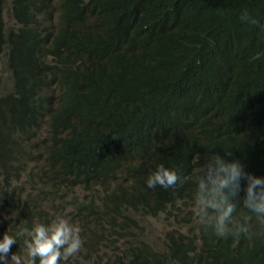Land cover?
Returning <instances> with one entry per match:
<instances>
[{"label": "trees", "instance_id": "16d2710c", "mask_svg": "<svg viewBox=\"0 0 264 264\" xmlns=\"http://www.w3.org/2000/svg\"><path fill=\"white\" fill-rule=\"evenodd\" d=\"M199 2L200 0H0V60L5 56L4 70L7 72L5 77L0 69V152L3 153H0V203L7 209L11 208L15 221L20 217V227H31L34 222L48 223L52 220V216L44 209L29 205L18 194L17 187L23 177L27 180L29 176L34 179L36 194L47 190L57 191L62 184H67L69 188L92 186L94 196L78 201L77 204L84 205L78 212L87 223L97 221L94 236L88 241L89 247L94 249L98 245V237H101L98 223H101L102 217L109 219L114 232L109 241L114 243L118 236L128 237L134 234L133 227L138 220L135 214H159L169 212L167 207L193 204V172L204 165L210 155L219 154L228 160L238 159L246 171L264 175V0ZM214 9H218V12H214ZM245 11L261 25L238 20ZM6 12L14 21L13 25L7 24ZM174 17H178V20ZM231 22L233 23L230 24ZM224 23L236 24L229 28L231 34ZM219 24L227 28V31L221 26L217 28L220 31L217 30L215 26L218 27ZM238 25L240 28H237ZM201 27L204 28L203 32ZM196 29H199L198 32ZM214 29L222 35L213 32ZM236 31L239 32L235 33ZM248 31L251 33H246ZM201 38L212 43L203 45L206 43ZM251 43L253 46L250 48ZM193 44L197 49L194 50ZM211 45L216 48L218 56ZM226 47L227 51L230 49V59L227 57ZM198 48L206 50L199 49L202 52L199 54ZM251 50L253 51L250 53ZM203 52L206 53L204 57ZM211 56L213 59L217 56L215 61H218L215 62ZM209 58L212 60L209 61ZM241 63H244L243 67L239 68ZM209 65L211 66L207 67ZM218 66L221 67L218 69ZM244 66H249L250 70ZM143 76L144 80L141 79ZM135 77L138 80L135 81ZM55 78L59 79V90L52 95L49 89ZM148 82L152 83L151 86ZM86 84V87L83 86ZM31 85L36 88L33 89ZM114 85L118 89H114ZM127 91L133 93L129 94ZM72 97L75 101H71ZM79 98L85 99L81 106ZM5 104L8 106L5 107ZM88 108H92V111ZM82 109H85L84 112ZM70 110H74L78 116L70 112L71 116ZM138 115L145 119H140ZM82 117H86V120ZM170 119L172 123L169 122ZM13 129L15 133H12ZM58 131L59 134L56 133ZM52 150L56 152L53 155L58 154L49 155ZM27 157L34 160L31 166H25ZM52 163L56 165L52 166ZM157 164H164L177 171L180 179L174 186L167 189L146 186V176ZM26 170L29 175L25 174ZM61 171L64 172L58 175L57 172ZM102 187L108 188L97 199L95 195ZM9 189L10 197L7 196ZM243 195L241 191L232 198L236 203L233 215L241 221L244 216L250 217L248 234L221 238L211 229H206L201 221L196 224V233L177 232L181 244L195 253L198 264H264V223L243 207ZM190 212L193 213V210ZM14 215H2V232L15 234L20 228L17 229L12 222ZM175 239L177 238H173L171 242ZM17 241L11 245L8 254L19 253L24 249L23 237H17ZM137 241L139 244L135 248L129 246L127 249L131 253L130 260L121 261V264L165 263L164 252L153 248L152 242L140 234ZM60 264L89 263H75L69 259Z\"/></svg>", "mask_w": 264, "mask_h": 264}, {"label": "clouds", "instance_id": "9594fccd", "mask_svg": "<svg viewBox=\"0 0 264 264\" xmlns=\"http://www.w3.org/2000/svg\"><path fill=\"white\" fill-rule=\"evenodd\" d=\"M240 19L251 24H258L256 18L250 17L247 11L243 12ZM6 20V19H5ZM14 22V21H13ZM13 25V24H12ZM264 26V25H262ZM59 79L51 81L49 92L59 90ZM34 160L26 159V166H31ZM195 192L193 195V212L204 224L206 229H211L216 236L224 238L228 235L238 236L248 234L249 216H244L242 221L234 218L236 203L233 197L242 191L243 207L254 213L256 218L264 223V175L248 172L238 159H225L219 154L210 155L204 165L193 172ZM180 177L173 168L164 164H157L145 179L148 188L160 186L167 189L174 186ZM66 185L62 184L61 188ZM84 205L74 204L72 212L79 211ZM170 209L169 207H167ZM119 214V213H117ZM148 214L146 218H149ZM199 221V222H200ZM143 225L138 218L137 226L133 227L134 234L128 237L123 257L110 264H121L129 261L131 253L129 246L138 245V234H142ZM81 229L79 225L69 222L67 218L56 217L48 223L34 222L31 227H20L15 234L5 231L0 235V264H60L76 254L82 247ZM174 233V235H171ZM17 237H23V254L14 252L10 259L7 254L13 243L18 242ZM175 239L173 242L172 239ZM177 232H167L164 239V264H198L195 253L187 246L181 244ZM111 245L119 249L116 241ZM71 260V258H70Z\"/></svg>", "mask_w": 264, "mask_h": 264}, {"label": "rangeland", "instance_id": "374dc122", "mask_svg": "<svg viewBox=\"0 0 264 264\" xmlns=\"http://www.w3.org/2000/svg\"><path fill=\"white\" fill-rule=\"evenodd\" d=\"M5 19L8 25L13 24V20L11 19V16L8 12L5 13ZM0 69L4 73V76L6 77L7 72L4 70L5 56H3V58L0 60ZM25 174H28L27 170L25 171ZM107 188L108 187H102L100 191L95 195V197L97 198L102 197L106 192ZM17 192L23 199H26L28 201L29 205L31 206L35 205L41 209H44L45 212H47L49 215L52 216V219L58 216L64 217L67 218L71 223L75 222L74 224L79 225L80 229L82 227L80 232L83 241L82 247L76 254L69 257L67 261L71 258L75 263L83 261L89 264H110L112 262H115L118 258L121 259L123 257L124 249L126 245H129V241H128L129 236L128 237L118 236V239L116 240V244H118L119 249L114 248L109 241L110 236L114 235V232L112 231L111 224L109 223V219L107 217L101 218L102 224L100 223L101 225H99V229L100 228L102 229V230L100 229L102 235L98 239L97 247L92 249L89 247L88 241L90 238L94 236L93 232L95 230L96 222L93 221L91 223H87L83 218V216L80 215L77 210L74 211V214L71 213L72 207L74 206L76 201L77 202L85 201L94 196L92 186L76 187V188H69L67 186L66 187L64 186L60 188L58 191H55V193H53L54 191L50 192L47 190L45 192L36 194V187L34 186L33 180L29 176L28 180L26 179V177L22 178V180L19 182V186L17 187ZM56 193L57 196H55ZM7 196L8 197L11 196L10 189L8 190ZM64 200L65 203L63 202ZM192 209H193V204L190 205L181 204L177 206V208L172 207L168 209L170 210L169 212L164 211L159 214L150 215L149 218H146V216L143 214H135V216L140 219L143 225L142 237L152 242L153 248L162 250L164 247L163 242L167 232L196 233L194 229L196 227V224H198L200 220L195 216L194 212L193 213L190 212V210ZM1 213L6 217H10L14 215V213L11 212V208L7 209L3 204L0 203V226L3 221ZM15 218L16 217L14 215V217L12 218V222L18 229L21 226L22 222L20 217L16 221ZM86 230L88 232H86ZM4 232L5 231L2 232V230L0 229V235H2ZM11 254L12 253L7 254L9 259ZM18 254L22 255L23 249H21ZM8 263H11V261H9Z\"/></svg>", "mask_w": 264, "mask_h": 264}, {"label": "bare ground", "instance_id": "6f19581e", "mask_svg": "<svg viewBox=\"0 0 264 264\" xmlns=\"http://www.w3.org/2000/svg\"><path fill=\"white\" fill-rule=\"evenodd\" d=\"M136 1H137V0H136ZM138 1H139V0H138ZM161 1H162V0H161ZM183 1H184V0H183ZM202 1H203V0H202ZM213 1H215V0H213ZM151 2H152V1H151ZM151 2H150V3H151ZM190 2H191V1H190ZM194 2H195V1H194ZM197 2H198V1H197ZM200 2H201V0H200ZM200 2H199V3H200ZM145 3H146V2H145ZM176 3H177V2H176ZM176 3H175V5H176ZM183 3H184V2H183ZM199 3H197V5H198ZM202 3H204V2H202ZM202 3H200V4H202ZM208 3H211V2L209 1ZM216 3H217V1H216ZM5 4H6V3H5ZM5 4H4V5H5ZM180 4H181V3H180ZM189 4H190V3H189ZM191 4H192V3H191ZM205 4H206V2H205ZM214 4H215V3H214ZM142 5H143V4H142ZM146 5H147V4H146ZM171 5H172V4H171ZM175 5H174V6H175ZM203 5H204V4H203ZM211 5H212V4H211ZM143 6H144V5H143ZM149 6H150V5H149ZM191 6H192V5H191ZM201 6H202V5H201ZM205 6H206V5H205ZM214 6H215V5H214ZM214 6H213V7H214ZM170 7H171V6H170ZM199 7H200V6H199ZM207 7H208V4H207ZM207 7H206V8H207ZM215 7H216V6H215ZM148 8H149V7H148ZM179 8H180V7H179ZM190 8H191V7H190ZM197 8H198V7H197ZM197 8H196V9H197ZM201 8H203V7H201ZM209 8H210V6H209ZM174 9H175V8H174ZM177 9H178V5H177ZM191 9H192V8H191ZM191 9H190V11H191ZM198 9H199V8H198ZM198 9H197V10H198ZM203 9H204V8H203ZM203 9H202V10H203ZM139 10H140V9H139ZM169 10H170V9H169ZM179 10H180V9H178V11H179ZM192 10H193V9H192ZM204 10H205V9H204ZM214 10H215V9H214ZM216 10H218V9H216ZM216 10H215L214 12H218V11H216ZM195 11H196V10H195ZM209 11H210V9H209ZM180 12H181V11H180ZM180 12H177V13H180ZM192 12H193V11H192ZM198 12H199V11H198ZM219 12H220V11H219ZM223 12H225V11L223 10ZM223 12H222V14H224ZM154 13H155V12H154ZM203 13H205V12L203 11ZM226 13H227V12H226ZM164 14H165V13H164ZM193 14H194V13H193ZM195 14H196V13H195ZM213 14H214V13H213ZM67 15H68V14H67ZM205 15H206V14H205ZM209 15H210V14H209ZM209 15H208V16H209ZM216 15H217V13H216ZM169 16H170V15H169ZM176 16H177V15H176ZM178 16H179V15H178ZM197 16H198V15H197ZM199 16H200V13H199ZM201 16H202V11H201ZM218 16H219V15H218ZM218 16H217V18H218ZM36 17H37V16H36ZM214 17H215V14H214ZM69 18H70V17H69ZM163 18H164V17H163ZM168 18H169V17H168ZM174 18H176V17H174ZM185 18H186V17H185ZM197 18H198V17H197ZM197 18H196V19H197ZM200 18H201V17H200ZM226 18H227V17H226ZM176 19L178 20V17H177ZM191 19H192V18H191ZM201 19H202V18H201ZM214 19H215V18H214ZM220 19H221V18H220ZM223 19H224V17H223ZM223 19H221V20H223ZM232 19H234V18H232ZM232 19H231V20H232ZM239 19H240V18H238V20H239ZM173 20H174V19H173ZM197 20H198V19H197ZM212 20H213V19H212ZM226 20H227V19H226ZM199 21H200V20H199ZM204 21H205V20H204ZM209 21H210V20H209ZM216 21H217V20H216ZM216 21H215V22H216ZM161 22H162V21H161ZM181 22H182V21H181ZM184 22H185V21H184ZM202 22H203V21H202ZM212 22H214V21H212ZM212 22H211V23H212ZM222 22H223V21H222ZM222 22H221V24H222ZM224 22H225V20H224ZM244 22H245V21H244ZM206 23H207V22H206ZM211 23H210V25H211ZM218 23H219V21H218ZM232 23H233V22H231L230 24H232ZM236 23H237V20H236ZM242 23H243V22H242ZM193 24H194V23H193ZM195 24H196V23H195ZM199 24H201V23H199ZM207 24H208V23H207ZM207 24H206V25H207ZM230 24H229V25H230ZM238 24H239V23H238ZM259 24H260V23H259ZM169 25H170V24H169ZM187 25H188V24H187ZM201 25H202V24H201ZM213 25H214V24H213ZM224 25H227V23H226V24L224 23ZM229 25H227V26H228V29L231 28L232 26L235 27L236 24H234V25H230V27H229ZM240 25H241V24H240ZM247 25H248V23H247ZM252 25H253V24H252ZM254 25H255V24H254ZM260 25H261V24H260ZM143 26H144V25H143ZM199 26H200V25H198V27H199ZM202 26H203V25H202ZM216 26H217V24H216ZM216 26H215V28L217 29V28H219V26H221V25L219 24L218 27H216ZM243 26H244V25H243ZM169 27H170V26H169ZM175 27H176V26H175ZM204 27H205V22H204ZM210 27H211V26H210ZM210 27H208V28H210ZM212 27H213V26H212ZM236 27H237V26H236ZM241 27H242V26H241ZM248 27H249V26H248ZM250 27H251V25H250ZM252 27H253V26H252ZM259 27H260V26H258V29H259ZM26 28H27V27H26ZM201 28H202L201 30H202V32H203V29H204V28H203V27H201ZM213 28H214V27H213ZM220 28H223V27L221 26ZM237 28H240L239 25H238ZM246 28H247V26H246ZM246 28H244V29H246ZM263 28H264V27H263ZM205 29H206V27H205ZM210 29L212 30V28H210ZM216 29H214L215 31H213V32L218 33V32H216ZM223 29H226V31H227V28H223ZM232 29H233V28H232ZM247 29L249 30V28H247ZM247 29H246V30H247ZM255 29H256V28H255ZM260 29H261V27H260ZM75 30H76V28H75ZM197 30H199V29H196V32H198ZM201 30H200V32H201ZM217 30H219V29H217ZM229 30H230L229 34H231V29H229ZM237 30H240V29H237ZM242 30H243V27H242ZM219 31H220V30H219ZM233 31H235V30L233 29ZM243 31H244V30H243ZM243 31H242V33H243ZM81 32H82V31H81ZM193 32H194V31H193ZM223 32H224V31H223ZM237 32H239V31H236L235 33H237ZM240 32H241V31H240ZM252 32H255V31H252ZM53 33H54V32H53ZM149 33H150V32H149ZM207 33H208V31H207ZM246 33H249V31L246 32ZM250 33H251V32H250ZM250 33H249V34H250ZM257 33H258V31H257ZM77 34H78V33H76V35H77ZM211 34H212V33H211ZM213 34H214V33H213ZM218 34H220V33H218ZM224 34H226V33H224ZM233 34H234V33H233ZM244 34H245V33H244ZM249 34H248V35H249ZM261 34H262V33H261ZM70 35H71V34H70ZM89 35H90V34H89ZM199 35H200V33H199ZM199 35H198V36H199ZM220 35H222V33H221ZM227 35H228V33H227ZM237 35H238V34H237ZM237 35H236V36H237ZM258 35H259V34H258ZM262 35H263V34H262ZM148 36H149V35H148ZM193 36H194V35H193ZM201 36H202V35H201ZM211 36H212V35H211ZM215 36H216V35H215ZM215 36H214V37H215ZM223 36H224V35H223ZM246 36H247V35H246ZM246 36H245L244 38H246ZM207 37H209V36H207ZM252 37H253V36H252ZM255 37H256V34H255ZM263 37H264V36H263ZM98 38H99V37H98ZM184 38H185V37H184ZM203 38L205 39V36H204ZM203 38H201V39H203ZM211 38H213V37H211ZM215 38H216V37H215ZM227 38L229 39L230 37L227 36ZM227 38H226V39H227ZM248 38H249V36H248ZM248 38H247V39H248ZM62 39H63V38H62ZM67 39H68V38H67ZM150 39H151V38H150ZM204 39H203V40H204ZM223 39L225 40V38H223ZM247 39H246V40H247ZM249 39H250V38H249ZM252 39H253V38H252ZM257 39H258V36H257ZM186 40H187V39H186ZM199 40H200V39H199ZM199 40H198V41H199ZM206 40H207V39H206ZM217 40H219V37L217 38ZM217 40H216V41H217ZM224 40H221V41L223 42ZM231 40H232V39H231ZM59 41H60V40H59ZM70 41H71V40H70ZM75 41H76V40H75ZM99 41H100V40H99ZM221 41H220V42H221ZM226 41H227V40H226ZM254 41H255V40H254ZM254 41H252V42L254 43ZM259 41H261V40H259ZM201 42H202V43H201V45H202V44H203V41H201ZM204 42H205L206 44H203V45H206V46H207V43H208V45H210V43H212V42H207V41H205V40H204ZM214 42H215V41H214ZM240 42H241V41H240ZM250 42H251V41H250ZM256 42H258V41L256 40ZM256 42H255V43H256ZM97 43H98V42H97ZM97 43H96V45H97ZM223 43L225 44V42H223ZM227 43H228V42H227ZM231 43H232V41H231ZM246 43H247V45L249 46V43H248V42H246ZM255 43H254V44H255ZM220 44H221V43H219V45H220ZM91 45H92V43H91ZM101 45H102V44H101ZM101 45H100V46H101ZM182 45H183V44H182ZM184 45H185V44H184ZM193 45H194V44H193ZM213 45H214V44H213ZM213 45H211V46H212V48L214 49V46H213ZM217 45H218V43H217ZM225 45L227 46V44H225ZM241 45H242V44H241ZM244 45H245V42H244ZM251 45L253 46V44H252V43L250 44V48L252 47ZM93 46H94V45H93ZM168 46H169V45H168ZM191 46H192V45H191ZM191 46H190V47H191ZM194 46H195V45H194ZM194 46H193V47H194ZM231 46H232V45H231ZM239 46H240V44H239ZM85 47H86V46H85ZM183 47H184V46H183ZM196 47H197V46H195L194 50L197 49ZM202 47H203V46H202ZM202 47H201V48H202ZM215 47H216V46H215ZM220 47H222V46H220ZM237 47H238V46H237ZM241 47H242V46H241ZM244 47H245V46H244ZM87 48H90V47H87ZM92 48H93V47H92ZM92 48H91L90 50H92ZM201 48H198V51H199V49H201ZM222 48H224V47H222ZM94 49H96V48H94ZM192 49H193V48H192ZM213 49H212V50H213ZM217 49H218V48H217ZM220 49H221V48H220ZM243 49H244V48H243ZM252 49H253V48H252ZM255 49H256V48H255ZM257 49H259V48H257ZM171 50H172V49H171ZM187 50H188V49H187ZM194 50H192V51H194ZM201 50H202V49H201ZM201 50H200V51H201ZM203 50L205 51L206 49L203 48ZM203 50H202V51H203ZM210 50H211V49H210ZM212 50H211V51H212ZM214 50H216V48H215ZM232 50H233V49H232ZM234 50H235V49H234ZM240 50H241V49H240ZM249 50H250V49H249ZM198 51H197V53H199V54L202 53V52L200 53V51H199V52H198ZM211 51H210V52H211ZM219 51L221 52L222 49L219 50ZM225 51H226V53L228 54V51H230V49L227 51V47H226V50H225ZM225 51H224V52H225ZM241 51H243V50H241ZM252 51H253V50H251L250 53H251ZM176 52H177V51H176ZM188 52H189V51H188ZM194 52H196V51H194ZM207 52H208V51H207ZM231 52H232V51H231ZM243 52H244V53H247V52H245V51H243ZM243 52H242V53H243ZM99 53H100V52H99ZM191 53H192V52H191ZM203 53H204V52H203ZM211 53L213 54V52H211ZM217 53H218V52H217V50H216L215 54H217ZM222 53H223V52H222ZM236 53H237V52H236ZM250 53H248V54H250ZM100 54H101V53H100ZM104 54H105V53H104ZM104 54H102V55H104ZM212 54H210V55H212ZM233 54H234V53H233ZM254 54H256V53H254ZM203 55L206 56V53L202 54V56H203ZM218 55H219V54H217V56H218ZM224 55H225V54H224ZM224 55H223V56H224ZM230 55H232V54H230ZM243 55H244V54H243ZM243 55H242V57L244 58L245 55H244V56H243ZM1 56H2V55H1ZM178 56H179V55H178ZM204 56H203V57H204ZM213 56H214V55H213ZM217 56H216V59H217ZM220 56H221V55H220ZM233 56H234V55H233ZM250 56H251V55H250ZM103 57H104V56H103ZM195 57H196V53H195ZM199 57H200V56H199ZM225 57H226V56H225ZM227 57H229V54L227 55ZM242 57H241V58H242ZM245 57H246V56H245ZM0 58H1V57H0ZM207 58H208V57H207ZM211 58H212V56H211ZM221 58H222V57H221ZM241 58H240V59H241ZM185 59H186V58H185ZM189 59H190V62H192V61H191V58H189ZM193 59H195V58H193ZM201 59H202V58H200V60H201ZM212 59H213V58H212ZM212 59H211V60H212ZM216 59L214 58L213 60L215 61ZM218 59H220V58H218ZM227 59H228V58H227ZM229 59H230V57H229ZM235 59H236V58H235ZM235 59H234V60H235ZM211 60H210V58H209V61H211ZM241 60H242V59H241ZM248 60H249V59H248ZM107 61H109V60H107ZM143 61H144V60H143ZM188 61H189V60H188ZM193 61H194V60H193ZM195 61H196V60H195ZM217 61H218V60H217ZM217 61H215V62H217ZM220 61H221V60H220ZM222 61H223V59H222ZM225 61H226V60H225ZM244 61H245V60H244ZM148 62H149V61H148ZM203 62H204V61H203ZM205 62L207 63V60H206ZM205 62H204V63H205ZM227 62H229V61H227ZM248 62H249V61H248ZM250 62H251V61H250ZM252 62H253V61H252ZM104 63H105V62H104ZM109 63H110V62H109ZM142 63H143V62H142ZM188 63H189V62H188ZM193 63H194V62H193ZM211 63H213V62H211ZM222 63H224V61H223ZM232 63H233V62H232ZM232 63H231V64H232ZM234 63H235V62H234ZM236 63H237V62H236ZM138 64H139V63H138ZM183 64H184V63H183ZM190 64H191V63H189V65H190ZM195 64H197V63H195ZM213 64H214V63H213ZM228 64H230V63H228ZM228 64H227V65H228ZM243 64H244V63H243ZM243 64L241 63V64H240L241 67H239V68H242V67H243ZM245 64H246V63H245ZM251 64H252V63H251ZM251 64H250V65H251ZM258 64H259V63H257V65H258ZM143 65H144V64H143ZM147 65H148V64H147ZM184 65H185V64H184ZM192 65H193V64H192ZM214 65H215V64H214ZM219 65H221V63H220ZM223 65H224V64H223ZM233 65H234V64H233ZM235 65H236V64H235ZM248 65H249V64H248ZM100 66H101V64H100ZM105 66H106V65H105ZM161 66H162V65H161ZM210 66H211V65H209V66H207V67H210ZM237 66H238V65H237ZM253 66H254V65H253ZM253 66H252V68H253ZM141 67H142V66H141ZM145 67L147 68V66H145ZM185 67H186V66H185ZM219 67H221V66H218L217 68L219 69ZM227 67L229 68V65H228ZM230 67H231V69H232L233 66L231 65ZM244 67H247V66H244ZM181 68H182V67H181ZM212 68H213V67H212ZM235 68H236V67H235ZM247 68H249V66H248ZM104 69H106V67H104ZM121 69H122V68H121ZM149 69H150V68H149ZM187 69H188V68H187ZM210 69H211V68H210ZM210 69H209V70H210ZM136 70H139V69H136ZM136 70H135V71H136ZM143 70H145V69H143ZM183 70H184V69H183ZM213 70H215V68H214ZM249 70H250V68H249ZM259 70H260V69H259ZM99 71H100V70H99ZM207 71H208V69H207ZM210 71H212V70H210ZM26 72H27V71H26ZM26 72H25V73H26ZM101 72H102V71H101ZM141 72H142V71H141ZM155 72H156V71H155ZM155 72H154V73H155ZM178 72H179V71H178ZM178 72H177V73H178ZM230 72H231V71H230ZM239 72H240V71H239ZM250 72H251V71H250ZM25 73H24V74H25ZM31 73H32V72H31ZM105 73H106V72H104V74H105ZM120 73H121V75H122V71H120ZM120 73H119V74H120ZM143 73L145 74V71H144ZM143 73H142V74H143ZM146 73H148V72H146ZM185 73H186V72H185ZM220 73H221V71H220ZM237 73H238V72H237ZM99 74H100V73H99ZM133 74H134V73H133ZM133 74H132V76L134 77L135 74H134V75H133ZM144 74H143V75H144ZM206 74H207V73H206ZM210 74H211V73H209V75H210ZM222 74H223V71H222ZM238 74H239V73H238ZM249 74H250V73H249ZM249 74H248V75H249ZM97 75H98V74H97ZM100 75H101V74H100ZM117 75H118V74H117ZM136 75H137V74H136ZM207 75H208V74H207ZM226 75H227V74H226ZM231 75H232V77H233V74H231ZM241 75H242V74H241ZM29 76L31 77L30 74H29ZM32 76H33V75H32ZM102 76H103V74H102ZM141 76H142V75H141ZM147 76H148V74H147ZM168 76H169V75H168ZM182 76H183V75H182ZM227 76H228V75H227ZM244 76H245V74H244ZM255 76H256V75H255ZM45 77H46V76H45ZM52 77H53V76H52ZM133 77H132V78H133ZM144 77H145V76H143L141 79L144 80V79H145ZM219 77H220V76H219ZM235 77H237V76H235ZM246 77H247V76H246ZM38 78H41V77H38ZM163 78H164V77H163ZM166 78H167V77H166ZM182 78H184V77H182ZM222 78H223V77H222ZM226 78H227V77H226ZM239 78H240V77H239ZM252 78H253V77H252ZM27 79H28V78H27ZM128 79H130V78L128 77ZM133 79H134V78H133ZM147 79H148V78H147ZM253 79H254V78H253ZM37 80H38V82H40L39 79H37ZM49 80H50V79H49ZM49 80H48V81H49ZM101 80H102V79H101ZM112 80H114V79H112ZM124 80H125V79H124ZM136 80H138V79L135 77V81H136ZM162 80H163V79H162ZM237 80H238V79H237ZM237 80H236V81H237ZM245 80H246V79H245ZM247 80H248V79H247ZM24 81H25V79H24ZM27 81L30 82L29 80H27ZM34 81H35V80H34ZM34 81H33V84L35 83ZM41 81H42V80H41ZM125 81H130V80H125ZM149 81H150V79H149ZM212 81H213V80H212ZM214 81H215V80H214ZM221 81H222V80H221ZM239 81H240V80H239ZM251 81H252V80H251ZM28 82H27V83H28ZM36 82H37V81H36ZM38 82H37V84H38ZM90 82H91V81H90ZM90 82L88 81V83H90ZM131 82H132V81H131ZM143 82H144V81H143ZM159 82H160V81H159ZM178 82H180V81H178ZM232 82H233V81H232ZM240 82H242V81H240ZM248 82H249V81H248ZM255 82H256V81H255ZM43 83H46V81L43 82ZM84 83H85V82H84ZM138 83H140V82L138 81ZM148 83H149V82H148ZM222 83H223V82H222ZM245 83H246V82H245ZM33 84H32V85H33ZM35 84H36V83H35ZM35 84H34V86H35ZM114 84H115V83H114ZM144 84H145V83H144ZM149 84H150V83H149ZM151 84H152V83H151ZM151 84H150V86H151ZM159 84H160V83H159ZM161 84H162V83H161ZM164 84H165V83H164ZM32 85H31V87H32L33 89L36 88V87H33ZM88 85H89V84H88ZM140 85H141V84H140ZM245 85H247V84H245ZM49 86H50V85H49ZM83 86L86 87L87 84H86V85H83ZM110 86H112V84H110ZM127 86H128V88H130L129 85H127ZM146 86H148V85H146ZM146 86H145V90H146ZM177 86H178V85H177ZM242 86H243V85H242ZM248 86H250L249 83H248ZM38 87H39V86H38ZM135 87H136V86H134V88H135ZM161 87H162V86H161ZM175 87H176V86H175ZM179 87H180V86H179ZM218 87H219V86H218ZM235 87H236V86H235ZM237 87H238V86H237ZM239 87H240V85H239ZM246 87H247V86H246ZM25 88H26V87H25ZM40 88H41V87H40ZM110 88L112 89V87H110ZM113 88H114V89H118V87L115 88V85H114ZM137 88H138V87H137ZM137 88H136V92L138 93ZM153 88H154V87H153ZM252 88H253V84H252ZM91 89H92V88H91ZM123 89L125 90V88H123ZM123 89H122V90H123ZM148 89H149V88H148ZM151 89H152V88H151ZM238 89H239V88H238ZM240 89H241V88H240ZM248 89H249V87H248ZM119 90H121V89H119ZM126 90H127V89H126ZM141 90H142V89H141ZM141 90H139V91H141ZM156 90H157V89H156ZM229 90H230V89H229ZM133 91H134V90H133ZM149 91H151V90H149ZM149 91H148V92H149ZM152 91H154V90H152ZM235 91H237V90H235ZM238 91H239V90H238ZM123 92H124V91H123ZM123 92H121V93H123ZM127 92H128V91H127ZM129 92H130V93H129ZM129 92H128L129 94L133 93V92H131V91H129ZM134 92H135V91H134ZM142 92H143V90H142ZM252 92H253V91H252ZM223 93H224V92H223ZM235 93H236V92H235ZM62 94H64V92H63ZM150 94H152V93H150ZM120 95H122V94H120ZM123 95H124L123 97H125V94H123ZM136 95H137V94H136ZM136 95H133V96L136 97ZM146 95H147V94H146ZM152 95H153V94H152ZM152 95H151V96H152ZM61 96H62V95H61ZM66 96H67V95H66ZM70 96H71V94H70ZM140 96H141V95H140ZM129 97H130V96H129ZM129 97H128V95H127V98H128V99H129ZM134 97H133V99H134ZM137 97H138V96H137ZM53 98H54V97H53ZM55 98H56V97H55ZM61 98L63 99V97H61ZM61 98H60V99H61ZM120 98H122V97H120ZM141 98H142V97H141ZM147 98H148V97H147ZM73 99H74V98L72 97L71 101H72ZM122 99H123V100H122ZM122 99H121V100L124 101V98H122ZM158 99H160V98H158ZM172 99H173V98H172ZM174 99H175V98H174ZM178 99H179V98H178ZM219 99H220V98H219ZM66 100H69V99H66ZM77 100H78V99H77ZM79 100L82 101L81 104L79 103V105L81 106V105L83 104V101H84L85 99L83 100L82 98H79ZM92 100H93V99H92ZM129 100H130V99H129ZM151 100H153V98H152ZM17 101H18V100H17ZM73 101H75V99H74ZM89 101H90V100H89ZM143 101H144V100H143ZM160 101H161V99H160ZM175 101H179V100H175ZM241 101H242V100H241ZM241 101H240V102H241ZM20 102H22V101H20ZM76 102H77V101H76ZM76 102H75V103H76ZM84 102H85V101H84ZM92 102H94V101H92ZM151 102H153V101H151ZM169 102H170V101H169ZM172 102H173V101H172ZM179 102H181V101H179ZM218 102H219V101H218ZM73 103H74V102H73ZM75 103H74V104H75ZM87 103H88V99H87ZM90 103H91V101H90ZM126 103H127V102H126ZM128 103H129V102H128ZM164 103H165V101H164ZM176 103H178V102H176ZM176 103H175V104H176ZM24 104H25V102H24ZM66 104H67L66 106L69 105V104H68V101H67ZM70 104H72V103H70ZM85 104H86V103H85ZM93 104H94V103H93ZM93 104H91V105H93ZM137 104H138V103H137ZM141 104H142V103H141ZM150 104H151V103H150ZM152 104L154 105V102H153ZM157 104H160V105H161L162 103H157ZM170 104H171V103H170ZM182 104H183V103H182ZM22 105H23V104H22ZM72 105H73V104H72ZM72 105H71V106H72ZM88 105H90V104L88 103ZM88 105H87V106H88ZM162 105H163V104H162ZM7 106H8V105H7ZM7 106H6V104H5V107H7ZM74 106H75V105H74ZM84 106H85V105H84ZM84 106H83V107H84ZM137 106H138V105H137ZM137 106H136V107H137ZM148 106H149V105H148ZM156 106H157V105H156ZM164 106H165V105H164ZM25 107H26V106H25ZM77 107H78V103H77ZM83 107H82V108H83ZM85 107H86V106H85ZM85 107H84V108H85ZM88 107H89V106H88ZM144 107H145V105L143 106V108H144ZM159 107H161V106H159ZM165 107H166V106H165ZM181 107H182V106H181ZM20 108H21V107H20ZM71 108H72V107H71ZM75 108H76V106H75ZM89 108H90V107H89ZM89 108H88V109H89ZM147 108L149 109V107H147ZM154 108L156 109V107H154ZM77 109H78V108H77ZM88 109H87V110H88ZM140 109H141V108H140ZM155 109H153V111H155ZM157 109H158V106H157ZM166 109H167V108H166ZM33 110H34V109H33ZM71 110H72V109H71ZM71 110L69 111V113L74 111V110H73V111H71ZM80 110H81V108L79 109V112H80ZM84 110H85V109H84ZM84 110L82 109V112H84ZM89 110L92 111V108L89 109ZM89 110H88V111H89ZM160 110H161V109H160ZM5 111H6V110H5ZM66 111L68 112V109H67ZM75 111H77V110H75ZM148 111H149V110H148ZM162 111H163V110H162ZM77 112H78V111H77ZM155 112H156V111H155ZM158 112H159V110H158ZM160 112H161V111H160ZM163 112H164V111H163ZM23 113H24V112H23ZM23 113H21V114H23ZM26 113H27V112H26ZM73 113H75V112H73ZM80 113H81V112H80ZM80 113H79V114H80ZM143 113H144V112H143ZM146 113H147V111H146ZM152 113H153V112H152ZM177 113H178V112H177ZM85 114H86V113H85ZM155 114H156V113H155ZM161 114H162V113H161ZM161 114H160V115H157V117H158V116H161ZM70 115H71V113H70ZM75 115H76V113H75ZM81 115L83 116L84 114L82 113ZM87 115H90V113H88ZM87 115H85V116H87ZM176 115H178V114H176ZM3 116H4V115H3ZM19 116H20V115H19ZM71 116H72V115H71ZM76 116H78V113H77ZM138 116H139V115H138ZM140 116H141V115H140ZM140 116H139V118H140ZM153 116H154V115H153ZM87 117H89V116H87ZM157 117H155V118H157ZM169 117H171V116H169ZM169 117H168V118H169ZM0 118L2 119L1 116H0ZM23 118H24V117H23ZM28 118H29V117H28ZM72 118H73V117H72ZM82 118H84V117H82ZM82 118H81V119H82ZM85 118H86V117H85ZM85 118H84V119H85ZM130 118H131V117H130ZM141 118H144V116L141 117ZM141 118H140V119H141ZM155 118H154V119H155ZM173 118H174V117H173ZM19 119H20V118H19ZM24 119H25V118H24ZM24 119H23V120H24ZM29 119H31V118H29ZM79 119H80V118H79ZM122 119H123V118H122ZM135 119H136V118H135ZM144 119H145V118H144ZM150 119H152V116H151ZM165 119H166V117H165ZM171 119H172V118H171ZM171 119H170L169 122H171ZM17 120H18V117H17ZM27 120H28V119H27ZM75 120H76V119H75ZM85 120H86V119H85ZM137 120H138V118H137ZM161 120H162V119H161ZM167 120H168V119H167ZM178 120H179V119H178ZM24 121H25V120H24ZM24 121H23V122H24ZM79 121H80V120H79ZM141 121H142V120H141ZM172 121L174 122V120H172ZM179 121H180V120H179ZM15 122H16V121H15ZM28 122H29V121H27V123H26V122H25V123L28 125ZM131 122H133V121H131ZM143 122H144V121H143ZM153 122H154V121H153ZM180 122H181V121H180ZM18 123H19V122H18ZM20 123H21V122H20ZM117 123H118V122H117ZM127 123H128V121H127ZM134 123H136V122H133V124H134ZM139 123H140V122H139ZM146 123H148V122H146ZM171 123H172V122H171ZM125 124H126V121H125ZM128 124H129V123H128ZM141 124H142V123H141ZM178 124H179V122H178ZM178 124H177V125H178ZM182 124H183V123H182ZM23 125H24V123H23ZM30 125H31V124H30ZM117 125H119V124H117ZM117 125H116V127H117ZM131 125H132V124H131ZM143 125H144V124H143ZM143 125H141V126L143 127ZM184 125H185V124H184ZM21 126H22V125H21ZM24 126H25V125H24ZM120 126H121V125H120ZM133 126H134V125H133ZM138 127H139V124H138ZM21 128H22V127H21ZM29 128H30V127H29ZM140 128H141V127H140ZM25 129H26V128H25ZM30 129H31V128H30ZM175 129H176V128H175ZM179 129H180V127H179ZM8 130H9V129H8ZM10 130H11V129H10ZM19 130H20V129H19ZM23 130H24V129H23ZM55 130H56V129H55ZM134 130H135V129H134ZM170 130H172V128H171ZM128 131H129V130H128ZM256 131H257V130H256ZM50 132H51V131H50ZM131 132H132V131H131ZM187 132H188V131H187ZM5 133H6V132H5ZM12 133H15L14 129H13V132H12ZM22 133H23V132H22ZM56 133L59 134V131L56 132ZM56 133H55V135H56ZM177 133H178V131H177ZM257 133H258V132H257ZM7 134H8V133H7ZM9 134H11V133H9ZM131 134H132V133H131ZM175 134H176V133H175ZM258 134H259V133H258ZM48 135H49V134H48ZM129 136H130V135H129ZM47 137H48V136H47ZM252 137H253V136H252ZM3 138H4V137H3ZM51 138H52V137H51ZM47 139H48V138H47ZM47 139H44V140H47ZM55 139H56V138H55ZM58 139H59V138H58ZM130 139H131V137H130ZM6 140H7V139H6ZM9 141H10V140H9ZM47 141H48V140H47ZM49 141H50V140H49ZM54 141H55V140H54ZM54 141H53V142H54ZM57 141H58V140H57ZM16 142H17V141H16ZM42 142H43V141H42ZM60 142H61V141H60ZM44 143H45V142H44ZM181 143H182V142H181ZM179 144H180V143H179ZM56 145H57V143H56ZM63 145H64V143H63ZM180 145H181V144H180ZM53 147H54V146H53ZM146 147H148V146H146ZM150 147H151V146H150ZM47 149H48V148H47ZM62 149H63V148H62ZM65 149H66V148H65ZM25 150H26V149H25ZM55 150H57V149H55ZM54 152H55V151L52 150V153L49 154V155H53ZM0 153H1V152H0ZM28 153H29V152H28ZM55 153H56V152H55ZM55 153H54V154H55ZM1 154H3V153H1ZM43 154H44V153H43ZM57 154H58V153H57ZM57 154H56V155H57ZM39 155H40V154H39ZM56 155H53V156H56ZM262 155H263V154H262ZM37 156H38V155H37ZM41 156H42V154H41ZM27 158H28V157H27ZM43 158H44V157H43ZM48 158H50V157H47V159H48ZM51 158H52V157H51ZM40 159H41V158H40ZM44 159H45V158H44ZM46 161H47V160H46ZM21 164H22V163H21ZM79 164H80V163H79ZM19 165H20V164H19ZM46 165H48V164H46ZM53 165H54V164L52 163V166H53ZM55 165H56V164H55ZM55 165H54V166H55ZM171 165H172V164H171ZM50 166H51V163H50ZM34 167H35V166H34ZM43 167H45V166H43ZM53 168H54V167H53ZM57 168H59V167H57ZM54 169H55V168H54ZM61 169H62V168H61ZM51 170H52V169H51ZM40 171H41V170H40ZM38 172H39V171H38ZM45 172H46V171H45ZM45 172H44V174H45ZM63 172H64V171H63ZM63 172H62V171H61V172H57V174L59 175V173H63ZM39 173H40V172H39ZM46 173H49V172H46ZM53 173L56 175V172H53ZM31 174H32V173H31ZM50 174H51V173H50ZM1 175H2V174H1ZM45 175H46V174H45ZM45 175H43V176H45ZM1 177H2V176H1ZM47 177H48V176H47ZM49 177H50V176H49ZM60 177H61V176H60ZM33 178H34V177H33ZM50 178H51V177H50ZM52 178H55V177H52ZM56 178H57V177H56ZM33 180H34V179H33ZM53 184H54V183H53ZM55 184H56V183H55ZM60 184H61V183H60ZM69 184H70V183H69ZM109 184H110V183H109ZM57 185H58V184H57ZM66 185H67V184H66ZM67 186H68V185H67ZM53 187H54V185H53ZM65 187H66V186H65ZM56 188H57V187H56ZM59 188H60V187H59ZM51 189H52V188H51ZM57 191H58V190H57ZM53 193H55V191H54ZM170 193H171V190H170ZM170 195H171V194H170ZM53 196H54V195H53ZM53 196H52V197H53ZM55 196H57V193H56ZM60 196H61V195H60ZM65 196H66V195H65ZM65 198H66V197H65ZM96 198H97V197H96ZM54 199H55V198H54ZM54 199H53V200H54ZM59 199H60V197H59ZM61 199H62V197H61ZM93 199H94V198H93ZM97 199H99V198H97ZM54 201H55V200H54ZM91 201H93V200H91ZM63 202L65 203V200H64ZM71 202H72V201H71ZM64 203H63V204H64ZM67 203H68V202H67ZM76 203H77V201H76ZM92 203H93V202H92ZM94 203H95V201H94ZM55 204H56V203H55ZM59 204H60V203H59ZM70 204H71V203H70ZM100 204H101V203H100ZM107 204H108V203H107ZM52 205H53V204H52ZM105 207H106V206H105ZM105 207H104V208H105ZM126 207H127V206H126ZM97 208H98V207H97ZM108 208H109V207H108ZM111 209H113V208H111ZM125 209H126V208H125ZM127 209H128V208H127ZM103 211H104V210H103ZM103 211H102V212H103ZM108 212H110V211L108 210ZM96 213H97V211H96ZM1 214H2V213H1ZM2 215H3V214H2ZM94 215H95V214H94ZM97 220H98V217H97ZM101 220H102V219H101ZM101 222H102V221H101ZM74 223H75V222H74ZM96 223H97V221H96ZM127 223H128V222H127ZM129 223H130V221H129ZM101 224H102V223H101ZM101 224L98 223V225H101ZM128 225H129V224H128ZM88 226H89V225H88ZM95 226H96V224H95ZM84 227H85V226H84ZM81 229H82V227H81ZM93 229H94V228H93ZM96 229H97V228H96ZM100 229H101V228H100ZM87 230H88V229H87ZM87 230H86V232H88ZM101 230H102V229H101ZM96 231H97V230H96ZM84 232H85V231H84ZM93 233H95V230H94ZM89 234H90V233H89ZM93 235H94V234H93ZM99 235L101 236L102 233L99 234ZM90 236H91V235H90ZM95 238L97 239L96 236H95ZM103 238H104V235H103ZM88 239H89V237H88ZM98 239H99V237H98ZM98 239H97V240H98ZM113 240H114V239H113ZM116 240H117V239H116ZM196 241H197V240H196ZM109 244H110V243H109Z\"/></svg>", "mask_w": 264, "mask_h": 264}]
</instances>
